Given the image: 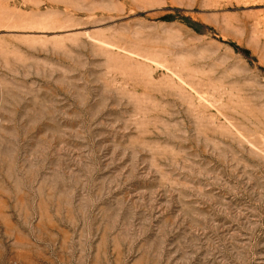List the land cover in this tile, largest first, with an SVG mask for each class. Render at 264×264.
I'll list each match as a JSON object with an SVG mask.
<instances>
[{"label":"rangeland","instance_id":"1","mask_svg":"<svg viewBox=\"0 0 264 264\" xmlns=\"http://www.w3.org/2000/svg\"><path fill=\"white\" fill-rule=\"evenodd\" d=\"M0 264H264V0H0Z\"/></svg>","mask_w":264,"mask_h":264}]
</instances>
